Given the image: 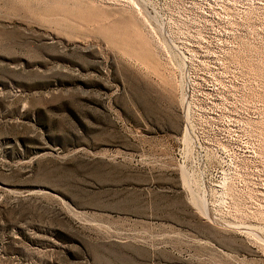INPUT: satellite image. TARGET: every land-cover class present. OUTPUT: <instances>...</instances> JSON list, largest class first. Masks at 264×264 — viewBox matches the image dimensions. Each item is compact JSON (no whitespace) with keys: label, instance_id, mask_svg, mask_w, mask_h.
<instances>
[{"label":"rangeland","instance_id":"374dc122","mask_svg":"<svg viewBox=\"0 0 264 264\" xmlns=\"http://www.w3.org/2000/svg\"><path fill=\"white\" fill-rule=\"evenodd\" d=\"M0 264H264V0H0Z\"/></svg>","mask_w":264,"mask_h":264},{"label":"bare ground","instance_id":"6f19581e","mask_svg":"<svg viewBox=\"0 0 264 264\" xmlns=\"http://www.w3.org/2000/svg\"><path fill=\"white\" fill-rule=\"evenodd\" d=\"M134 22H135V21H134ZM79 24H80V23H79ZM135 24H137V23L135 22ZM137 25H138V24H137ZM137 28H139V27L137 26ZM138 30H139V29H138ZM140 31H141V30H140ZM149 33H150V32H149ZM150 35H151V34H150ZM148 39H149V38H148ZM153 40H154V39H153ZM151 42H152V41H151ZM151 42H150V43H151ZM153 43H154V42H153ZM144 45H145V44H144ZM157 45H158V44H157ZM152 46H154V45H152ZM142 50H143V49H142ZM156 52H157V51H156ZM151 54H152V53H151ZM182 55H183V54H182ZM154 58H155V57H154ZM144 60H145V59H144ZM170 81H171V80H170ZM186 129H187V128H186ZM189 141H190V140H189ZM183 174H184V173H183ZM187 185H188V184H187ZM198 201L200 202V200H198ZM196 203H197V201H196ZM200 203H201V202H200ZM197 206H198V204H197ZM198 207H200V206H198ZM202 207H203V206H202ZM203 209H204V208H203ZM203 209H202V210H203ZM199 210H200V209H199ZM202 210H201V211H202ZM202 212H203V211H202ZM204 212H205V215H207V212H206V211H204ZM211 213H212V212H211ZM212 218H213V217H212ZM215 218H216V217H215ZM210 220H211V219H210ZM220 220H222V219L220 218ZM223 220H224V219H223ZM212 221H213V220H212ZM224 221H225V220H224ZM213 222H215V220H214ZM220 222H221V221H220ZM217 223H219V222H217ZM222 223H224V222L222 221ZM220 224H221V223H220ZM229 225H230V224H228V227H229ZM236 225H237V224H235V226H236ZM240 225H241V224H240ZM224 226H225V225H224ZM233 226H234V224H233ZM237 227L239 228V226H237ZM242 227H243V226H241L239 229L242 230ZM244 227H246V226H244ZM244 227H243V228H244ZM250 227H251V226H250ZM230 228H231V227H230ZM244 229H245V228H244ZM250 229H252V228H250ZM247 232H248V230H247ZM249 232H250V231H249Z\"/></svg>","mask_w":264,"mask_h":264}]
</instances>
